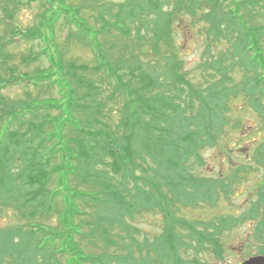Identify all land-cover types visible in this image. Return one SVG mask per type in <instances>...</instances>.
Here are the masks:
<instances>
[{"label": "trees", "instance_id": "obj_1", "mask_svg": "<svg viewBox=\"0 0 264 264\" xmlns=\"http://www.w3.org/2000/svg\"><path fill=\"white\" fill-rule=\"evenodd\" d=\"M30 1H38L52 10L49 18L55 21L48 23L54 24L60 20L78 32L70 34L68 40L77 37L78 41H84L89 46L98 61L95 72L104 69L106 73L102 79L87 77L88 65L74 60L64 61L53 30L50 38L47 30L46 34L36 28H21L14 11L16 7L27 6ZM44 1L47 3H42ZM160 2L136 0L132 4L133 0H129L119 3L113 13L108 9V19L101 12L97 13L100 25L96 28L79 13L78 4H70L68 0H0L3 6L0 19L8 30L7 37L2 41L4 45L0 44V80L10 84L21 82L27 87L39 89L57 88L62 95L58 100L33 96L27 89L19 98L0 93V204L13 206L26 221V224L13 227L7 233L0 231V260L6 253L17 257L25 253L27 258H22L24 264H112L113 258L117 264H139L140 260L135 258L129 246L126 254L88 253L76 239V236L86 237L93 243L89 238L93 237L107 242L109 226H114L115 216L119 217V214H108L112 213V202H126V199L129 200L128 205L120 207L123 215L134 213L140 200L144 204L142 209H158L167 222L168 227L163 233L165 242L157 237L152 242L154 254L158 248L163 249L164 254L146 257L152 263L160 259L165 264H171L172 254L179 261L181 257L177 254L176 245L171 244V238L174 239L177 233L174 225L176 217L172 214L175 213L174 207H177L180 197L196 200V192H202L203 202H212L216 184L218 187L214 188V192L216 197L219 196V191H223L221 179L202 185L200 180L203 177L194 176V168L204 165L200 151L217 141L214 133L208 134L210 128L220 132L223 123L230 125L232 130L241 124L240 119L230 116L233 109L228 110L226 99L216 97L217 85L221 86L227 97L230 93L243 95L247 107L261 119L264 128V26H255L253 19L255 13L260 17L263 14L259 10L261 3L258 0H199V5L197 0ZM165 3L171 8L168 6L167 10L160 11ZM201 7H205L206 12L199 17L209 23L216 38H221L222 22L229 26V35L237 34L229 49L231 57L223 54L220 58L205 60V63L213 60L208 63V67H211L208 69L212 71L205 77L208 82L206 92L184 78L179 84L172 82L169 91H152L156 86L155 75L137 73L140 70L138 51L143 46L141 40L145 37L152 40L153 53L158 54L161 41L168 45L169 31L164 21L171 20L175 13L182 11L196 15V9ZM38 17L44 19L42 14ZM149 21L152 26L147 25ZM132 28L136 34L135 40L130 35ZM142 28L145 35L141 33ZM115 30L124 35L128 42L120 48L110 44L105 50L100 38L112 36ZM18 36L25 41L38 39L40 45L44 44L40 53L23 54L20 60L28 64L46 54L50 66L39 68L32 75L18 71V65L13 63L17 54H10L5 46L19 41ZM50 44L55 51L53 57L48 52ZM116 48L120 58L112 60L110 55ZM24 56L28 57L23 60ZM131 65L134 68L126 74L128 79L124 81L122 69L128 67L127 70ZM239 68L243 71V78L241 86L235 89L232 86L235 83L232 72ZM106 83L112 86L111 93L107 94L109 101L115 95L122 96L126 108L131 107L126 118L120 120L114 130H110L103 120L102 108H106L107 101L102 96L101 85H97ZM178 88L182 89L183 94L176 92ZM146 89L150 90L149 94L145 92ZM197 100L201 104H197ZM215 102L218 103V113L214 108ZM160 104L162 112L158 110ZM184 107L193 114H185ZM167 109L177 113V120L171 118V113L165 114ZM198 115L201 118L196 120ZM139 136L144 141L137 148L136 139ZM99 152L105 154L106 158L99 156ZM263 154L264 135L252 156L256 161H262L258 159H262ZM129 182H132V191L128 193L125 188H130L127 186ZM260 187L263 191L260 194L262 204L256 206L262 205L264 208V179ZM162 188L168 190L164 195ZM44 213L56 214L58 226L48 227L42 222ZM76 218H81V223H77ZM119 220L120 228L124 231L122 241L128 237L131 246H136V238L129 233L123 219L119 217ZM193 222L184 225L201 242L216 241L222 233L221 229L228 224L220 215L209 220V224L206 222L205 231H198ZM83 223L86 228L89 227L87 233L80 230ZM13 230H17L18 235L14 236ZM11 237L17 242H12ZM118 246L121 248L123 244ZM137 249L141 252V245L137 244ZM29 252L32 254L29 255Z\"/></svg>", "mask_w": 264, "mask_h": 264}, {"label": "rangeland", "instance_id": "obj_2", "mask_svg": "<svg viewBox=\"0 0 264 264\" xmlns=\"http://www.w3.org/2000/svg\"><path fill=\"white\" fill-rule=\"evenodd\" d=\"M128 1L129 0H68L70 4H78V7L80 8L79 13L96 28L100 25V22L97 21V13L99 14V12H101V14L108 19V9L113 13L116 10L117 4L127 3ZM165 1L167 2V0ZM193 1L196 2V0ZM258 1L261 3L259 10H261L263 14H261L260 17L255 13L253 19L256 23L255 26L262 27L264 26V0ZM135 2L136 0H133L132 4ZM42 3L46 4L47 2L44 1ZM160 3H162V0ZM197 3L198 5L200 4L199 0H197ZM168 6L169 5L165 3L162 8L160 7V11L161 9L163 11L167 10ZM2 7V4H0V9ZM47 7H44L38 1H30L27 6L16 7L14 14L16 20L24 30H32L36 28L37 30L44 31L46 34L48 32L50 38H52L53 30V35L55 34L56 38L55 41L62 49L64 61L74 60L77 63L88 65L90 66V69L86 72V76L89 78L92 77L96 80L102 79L106 73L104 69L95 72L98 61L89 46H87L84 41H78L79 39L77 37L68 40L70 34L72 35V33L77 32L70 25H66L60 20L56 21L54 24L53 22L48 23L47 21H55V19L51 20L49 18L50 11L52 10ZM169 8H171V5ZM196 11L197 14H194L195 16L189 12L182 11L180 13H175L171 20L164 21V24L168 26L167 30L170 34L168 33L167 35L168 45H165L164 41L160 42V52L158 54L153 53L151 47L152 40L147 39L146 37L141 40L143 46H141V50L138 51L137 62L140 64V70H138L137 73L148 72L155 75L156 79L154 83L156 86L152 91L158 89L169 91L171 90L172 82L179 84V82H183L182 78H184L185 81L187 80L197 89H203V91L206 92V84L208 82L205 77H207V74L209 76L212 71L208 69L211 68L208 67L210 65L208 63L213 60L208 63H205V60L208 61L211 58H220L223 54H227L228 58L231 57L229 55L231 53L229 49L231 48V43L236 39L237 34L234 33V36L233 34L229 35L230 31L227 29L229 26L227 27L225 22H222V26L220 25L221 32L219 33L221 38L219 40L215 37V32L210 28L209 23L199 17L202 13L206 12V8H197ZM40 14L44 16L43 20L38 17ZM1 17H3V15ZM147 25L152 26L151 21H149ZM133 28L130 35L131 38L135 40L136 34ZM142 29L141 33L145 35V29ZM7 31L8 30L2 23L1 18L0 44L2 43L3 38L7 37ZM148 33H150V31ZM8 35L10 36V34ZM18 40L19 41H15L8 45L5 44L10 54H17L14 56L13 63L18 65V71L23 73L27 72L32 75L39 68L50 66L48 55L46 54L40 55L38 60L32 61L28 64L20 60L19 58L23 54L40 53L44 44L40 45L38 39L25 41L20 36H18ZM100 42L104 44L102 47L106 50L108 49L106 46L110 44L120 48L123 46V43L128 41L124 35L118 30H115L112 36L104 35L101 37ZM48 47V52L51 53L52 57L53 55L55 56L54 47H52L51 44L48 45ZM118 48H116L114 53L110 55L112 60L120 58L118 55L119 52L117 51ZM235 53L236 52H234L233 55H235ZM28 56H24L23 60ZM104 56L105 55L103 54V57ZM126 68L128 67H124V69H122L124 73H121L124 81L128 79V75L126 74L134 67L131 65L129 69L125 70ZM242 74L243 71L240 70V68L239 70L232 72V77L235 79V83L234 85H230L235 89H238L241 86V80L243 78ZM217 79L218 77L215 80ZM249 83L250 82H248V84ZM97 85H101L100 89H102V96L107 101L106 108H102L104 115L103 120L107 123L109 128H111L110 130H114L115 125L118 124L120 120L126 118V114L131 110V107L126 108V102L122 96L115 95L112 100H108L107 94L112 91L110 83ZM24 89L30 91L33 96L38 97L44 96L56 99L62 96L57 88L48 89L43 87L39 89L34 88L33 86L27 87L21 82L10 84L4 80H0V93L5 96L19 98L24 93ZM149 91L150 90L146 89L145 92H148L149 94ZM40 92H42L41 95ZM176 92L183 94V91L180 88H178ZM215 95L219 100L220 98L226 99L228 110L229 108L233 109V111H230V116L235 119H240L241 124L238 128L232 130L230 125L226 126V124L223 123L222 129H220L221 133L213 131L212 128H210L208 134L212 135L214 133L217 141L214 140V143L205 146L204 149L200 151L204 165L195 167L193 174L196 177H203V179L200 180L202 181V185L220 178L223 191H221V193L219 191V196L216 197V192H214V188L218 187V184H216L213 187L215 198L212 202L210 200L203 202L201 199L202 192H196L194 194V198L196 199L194 201H189L185 198L186 196L179 198L177 207H174L175 213H172L173 216L175 215L176 217L174 225H176L177 231L175 232L177 233L174 239L171 238V244L176 245L177 254L181 257V260L176 261L174 255L171 254V264H242L249 257L259 254L264 255V253H260L261 251L264 252V208L262 205H259V207L256 206L259 203L262 204L260 201V194H262L263 191L260 190V186L264 179V162H262L264 161V157L258 159L262 161H256L252 156L259 146L261 136L264 135L262 121L253 111H251L250 108L247 107L243 95L238 94L235 96L230 93L227 97L220 85H217ZM196 102L197 104H201L198 100ZM211 104L213 106V103ZM160 106L161 104L158 106V110L162 112ZM214 106L216 113H218V103L216 104L215 102ZM186 108L187 107L183 108L185 114H193L191 111L186 110ZM228 110L226 115L229 112ZM169 113H171V110L168 111L167 109L165 114ZM171 118L177 120V113L172 112ZM200 118L201 116H196V120H199ZM133 121H136V119H133ZM215 125L216 121L213 124V127ZM64 135H67V133H64ZM143 141L144 139L140 136L136 139L137 148ZM45 146L48 148V145ZM107 155L110 157L109 153ZM99 156H102L103 159L106 158V155L100 152ZM138 172L139 170L137 171V174ZM121 174L122 173L119 175ZM154 181L157 180H153V182ZM131 184L132 182H129V185H127L130 187V190L125 188V191H128V193L132 191ZM163 189L164 188H162L161 193L164 195V192L167 193L168 190ZM165 197L167 198L166 195ZM124 200L126 202H112V213H107L110 215L119 214L120 219H123V223L128 228L129 233L136 238L137 244L141 245V252L137 249V244L136 246L135 244H132L131 246V240L128 237L122 241L121 234L124 231L120 228L118 215L115 216L114 226L110 227L108 225L110 233L107 235V242L99 238L89 237L93 240V243H91L86 237L76 236L81 247L88 253L100 254L106 252L119 255L126 254V248L129 246L133 251L135 258L140 260L139 264H165L164 262H161L160 259H158L156 263H152L150 258L146 257V255L152 257L154 254L152 250V242L154 241V238H160L161 242H165L163 237L165 234L163 233L168 225L163 213L158 209H142L144 207L143 201L141 202L138 200L134 213L130 214V216H126L125 213L124 215L122 214L124 211L120 208L128 205L129 200ZM220 215L223 219L228 221V224L221 229L222 233L214 242L198 241L188 232L187 227L184 225L185 223H192L195 221L193 223L199 228L198 231H205L206 222L208 221L209 224V220ZM20 216L21 215L17 213V210L13 206L0 204V231L2 234L12 230L11 228L13 227L20 226V224H26V221ZM41 220L48 225V227L58 226L56 214L44 213ZM75 220L77 223H81L82 221L81 218H76ZM85 226L86 225L83 223L80 228L83 233L89 231V227L86 228ZM124 229L126 230V228ZM180 232H182L183 235ZM13 235H18V231L13 230ZM11 241L17 242V240L12 237ZM118 244H123V247L120 248ZM217 249H219V254ZM155 252V254H164V250L161 248H158ZM28 254L31 255L32 253L29 252ZM23 257L26 259L27 254L23 253L22 257L20 255L17 257L15 255L8 256L6 253L1 257L0 264H24V262H22ZM37 261L40 260L38 259ZM112 264H117L116 259H112Z\"/></svg>", "mask_w": 264, "mask_h": 264}, {"label": "water", "instance_id": "obj_3", "mask_svg": "<svg viewBox=\"0 0 264 264\" xmlns=\"http://www.w3.org/2000/svg\"><path fill=\"white\" fill-rule=\"evenodd\" d=\"M242 264H264V255L259 254L249 257Z\"/></svg>", "mask_w": 264, "mask_h": 264}]
</instances>
